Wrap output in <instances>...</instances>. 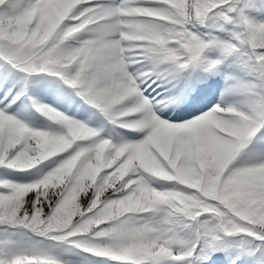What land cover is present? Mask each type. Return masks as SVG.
<instances>
[{
    "label": "snow or ice",
    "instance_id": "6c2138e0",
    "mask_svg": "<svg viewBox=\"0 0 264 264\" xmlns=\"http://www.w3.org/2000/svg\"><path fill=\"white\" fill-rule=\"evenodd\" d=\"M254 12L264 0H0L3 66L25 86L56 78L104 121L30 98L56 125L34 128L9 111L23 93H5L0 168L54 166L30 182L0 176V264H72L70 253L264 264V15ZM225 66L221 99L182 119ZM181 103L175 118L164 111Z\"/></svg>",
    "mask_w": 264,
    "mask_h": 264
},
{
    "label": "rangeland",
    "instance_id": "374dc122",
    "mask_svg": "<svg viewBox=\"0 0 264 264\" xmlns=\"http://www.w3.org/2000/svg\"><path fill=\"white\" fill-rule=\"evenodd\" d=\"M254 15H259V13H253ZM10 66H3V62L0 61V101L3 103H7V100H4V95L5 93L8 92V89L11 88L12 92L8 96V100L13 99V97L17 93H24V91H28V95L26 98H24L22 95H20V98L15 101L14 104H12L11 108L9 111L13 112V107L15 106V109L18 107L20 109V114H17L13 112L15 115L18 116L21 120L25 121L29 126L38 128V129H48V128H55L56 125L53 121L49 120L48 118L44 117L41 115L32 105V100L30 98H35V100L39 101L42 104H47L51 105L52 107L56 108L60 112L65 113L66 115L69 116H74L77 119L81 120H87L86 116L79 115L82 113L88 114V115H93L94 109H92L90 106L84 104L79 97H76L75 95L70 93V90L65 88L61 82H59L56 78L51 77V76H46V75H33L31 78H29L30 82L26 83L27 87L25 88V80L23 78V74L18 73L15 70L9 71ZM232 69L228 66H225L223 69V73L220 75H215L210 78L215 79V82L219 81H225L224 75L231 72ZM14 85H16L14 87ZM44 90L46 93L51 94L54 97V100L56 99L57 102L54 104L53 102L49 100H44V99H37L35 97V92H40L39 90ZM62 89H66L71 95L68 94V96L73 100L72 104H65L63 105L62 103L64 102L59 93ZM67 94V93H66ZM68 98V100H70ZM207 103H204L203 105H199V107L195 108L194 110L190 111L187 110L185 111L184 116H181V118L186 117L187 119H190L192 116L199 115L201 112L207 111L209 108H211L214 104H216L217 101L211 100V101H205ZM62 105L65 108H61V106H58V104ZM205 105V106H204ZM0 106H2V103H0ZM194 107V106H193ZM70 109V110H69ZM72 110H78V113L72 112ZM19 113V112H18ZM98 117V119L101 121L99 122L100 126L104 123L103 117L99 115H95ZM167 118V117H165ZM174 118V117H173ZM88 121V120H87ZM90 124L93 126L97 127L94 122L88 121ZM110 131V126L109 128L106 129V133L108 134ZM264 146V145H261ZM257 145H250V149L256 148ZM241 162L245 161L247 159V155L242 156ZM54 164L51 161H45L44 163L38 165L35 168H32L36 172V176L31 175L27 171L24 172H14V171H7L3 168L1 176L8 177L10 179L15 178V174L17 173L20 175V179L23 180L24 182H30V181H35L38 179V177L41 174L47 173ZM11 175L14 177L11 178ZM25 175H29L28 177ZM167 187H171V185H165ZM218 256L221 257L219 260H214L211 262V264H231V260L229 257L225 256L223 253H218ZM66 259L70 260L72 264H100L99 261H92V258H88L86 254H80V253H70L65 256ZM236 264H259V254H257V257H243L241 260H238Z\"/></svg>",
    "mask_w": 264,
    "mask_h": 264
},
{
    "label": "bare ground",
    "instance_id": "6f19581e",
    "mask_svg": "<svg viewBox=\"0 0 264 264\" xmlns=\"http://www.w3.org/2000/svg\"><path fill=\"white\" fill-rule=\"evenodd\" d=\"M117 2H119V0H117ZM204 83L205 84H210L211 86H210V88L205 92V94L202 96V98H201V100L196 104V105H202V104H204L205 103V101L207 100H213V98L215 97V95H216V99L215 100H217V101H219L218 100V94H217V90L214 88V87H217V88H223L224 89V87H225V84H226V81H220L219 83H214V80L213 81H209V82H207V81H204ZM16 85H14V87H15ZM40 92H35V97L37 98V99H44V100H49V101H51V102H53L54 104H56L55 102H57L56 101V99L54 100V97L51 95V94H49V93H46L43 89L42 90H39ZM59 95H60V97H61V99H64V100H68V98L67 97H69L67 94H66V92L65 91H60V93H59ZM69 99L70 100H68V102L69 103H73V100L69 97ZM58 104V103H57ZM58 106H61V108L63 107L62 105H60V104H58ZM181 107H183V103H181L180 105H173V106H171L170 108H166V109H164V111L165 112H169L170 113V115L172 116V117H174L175 118V116H176V114H177V111H179V108H181ZM63 108H65V107H63ZM66 109V108H65ZM173 109H175V110H173ZM192 109V107L191 108H189L188 110H191ZM70 110V109H69ZM13 112H15V113H17V114H20V109L17 107L16 109H15V106L13 107ZM19 112V113H18ZM72 112H76V113H78V110H72ZM84 115V116H86V118H87V120L88 121H90V122H94V124H96L97 125V127H99L100 126V124H99V122H101L99 119H98V117L97 116H92V115H86V114H84V113H82L81 112V114H79V115ZM183 113H181V116H184V115H182ZM182 119H185V120H187V118L186 117H184V118H182ZM262 145H264V143H262Z\"/></svg>",
    "mask_w": 264,
    "mask_h": 264
},
{
    "label": "trees",
    "instance_id": "16d2710c",
    "mask_svg": "<svg viewBox=\"0 0 264 264\" xmlns=\"http://www.w3.org/2000/svg\"><path fill=\"white\" fill-rule=\"evenodd\" d=\"M2 170H3V169H0V176H1ZM5 170H7V169H5ZM7 171H8V170H7ZM27 172L30 173V174L33 175V176H36V172H35V170H30V169H29ZM43 175H44V174H41V175L38 177V179H40ZM25 176L28 177L29 175H25ZM13 177H14V176L11 175V178H13ZM20 177H21V176L18 175V174L16 173L14 179H17V180H20V181L24 182L23 180L20 179ZM67 255H68V254H66L65 256L67 257Z\"/></svg>",
    "mask_w": 264,
    "mask_h": 264
}]
</instances>
